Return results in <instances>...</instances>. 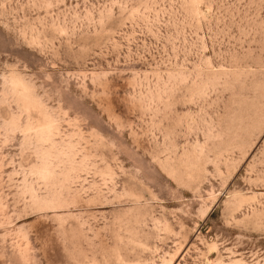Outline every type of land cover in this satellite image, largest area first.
Wrapping results in <instances>:
<instances>
[{
	"label": "rangeland",
	"instance_id": "obj_1",
	"mask_svg": "<svg viewBox=\"0 0 264 264\" xmlns=\"http://www.w3.org/2000/svg\"><path fill=\"white\" fill-rule=\"evenodd\" d=\"M0 264H264V0H0Z\"/></svg>",
	"mask_w": 264,
	"mask_h": 264
}]
</instances>
